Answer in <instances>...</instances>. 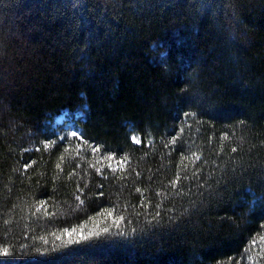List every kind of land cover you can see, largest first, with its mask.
<instances>
[{
  "label": "trees",
  "instance_id": "1",
  "mask_svg": "<svg viewBox=\"0 0 264 264\" xmlns=\"http://www.w3.org/2000/svg\"><path fill=\"white\" fill-rule=\"evenodd\" d=\"M262 236L264 0H0V264H264Z\"/></svg>",
  "mask_w": 264,
  "mask_h": 264
},
{
  "label": "snow or ice",
  "instance_id": "2",
  "mask_svg": "<svg viewBox=\"0 0 264 264\" xmlns=\"http://www.w3.org/2000/svg\"><path fill=\"white\" fill-rule=\"evenodd\" d=\"M71 135L73 137H76L77 133L72 132ZM133 140L135 143H140V140L136 137H133ZM47 147H49L48 144L45 145V148H47ZM93 151L99 152V148H94ZM233 151H235V149H233ZM104 159H107L108 161H112L113 156L109 155V156L105 157ZM196 159H199V156H197ZM126 161H127V157L125 156L123 158V162H126ZM123 162H120V168L121 169L123 168ZM30 166H31L30 164L26 165V167H30ZM57 167H59V165H57ZM108 167L111 168V170L114 173L117 171V169L115 167H113L111 163L108 164ZM96 171L99 172L100 168H97ZM179 179H180V177L178 176L177 180L173 182V187L176 186V183L179 181ZM137 191L139 192L140 189H137ZM41 208H45V202H41L40 208L36 209L37 212H39L41 210ZM115 211H116L115 209H105L103 212L98 214L99 217L103 218L102 220L92 218V219L96 220L95 225L90 230H88L87 232H85V228L87 227V224H84V225H80L78 227H73L71 229H63L59 235H57L55 233H53V235L55 236V238L57 240H60V239H62V237L67 236L68 239L63 241V244L67 245V244H72V243H80L81 241L92 239L93 237H99L102 235L113 234L112 229L113 228L120 229L123 221L125 220V217L123 215H114ZM45 214H47L46 208H45ZM102 222L105 224V226H103V227H101ZM5 223H8V221H5ZM261 240L264 241V236L261 237ZM45 243H47L46 240H45ZM59 246L60 245H57L56 247H59ZM9 254L10 253H9L8 247L0 248V255L6 256Z\"/></svg>",
  "mask_w": 264,
  "mask_h": 264
},
{
  "label": "rangeland",
  "instance_id": "3",
  "mask_svg": "<svg viewBox=\"0 0 264 264\" xmlns=\"http://www.w3.org/2000/svg\"><path fill=\"white\" fill-rule=\"evenodd\" d=\"M81 112H78L77 115H80ZM55 125L61 124L66 131L70 134L72 132H76L77 135L79 134V128L75 125L74 121L70 119V116L67 114V110H63L60 114L55 117ZM136 137V136H133ZM137 138V137H136Z\"/></svg>",
  "mask_w": 264,
  "mask_h": 264
}]
</instances>
